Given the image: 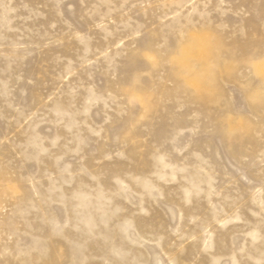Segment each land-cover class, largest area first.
I'll use <instances>...</instances> for the list:
<instances>
[{
  "label": "rangeland",
  "instance_id": "374dc122",
  "mask_svg": "<svg viewBox=\"0 0 264 264\" xmlns=\"http://www.w3.org/2000/svg\"><path fill=\"white\" fill-rule=\"evenodd\" d=\"M0 264H264V0H0Z\"/></svg>",
  "mask_w": 264,
  "mask_h": 264
},
{
  "label": "bare ground",
  "instance_id": "6f19581e",
  "mask_svg": "<svg viewBox=\"0 0 264 264\" xmlns=\"http://www.w3.org/2000/svg\"><path fill=\"white\" fill-rule=\"evenodd\" d=\"M191 49L193 50V52L201 54L204 58V61H207L212 54V46L207 42L199 43ZM182 68L184 73H187V71L189 70V66L187 64H183Z\"/></svg>",
  "mask_w": 264,
  "mask_h": 264
}]
</instances>
